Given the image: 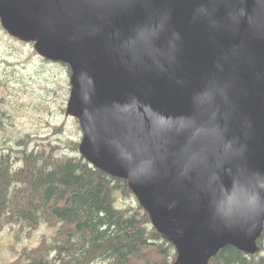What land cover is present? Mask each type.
Masks as SVG:
<instances>
[{
    "label": "water",
    "instance_id": "water-1",
    "mask_svg": "<svg viewBox=\"0 0 264 264\" xmlns=\"http://www.w3.org/2000/svg\"><path fill=\"white\" fill-rule=\"evenodd\" d=\"M4 29L71 70L80 154L124 179L177 252L264 233V0H0Z\"/></svg>",
    "mask_w": 264,
    "mask_h": 264
},
{
    "label": "trees",
    "instance_id": "trees-1",
    "mask_svg": "<svg viewBox=\"0 0 264 264\" xmlns=\"http://www.w3.org/2000/svg\"><path fill=\"white\" fill-rule=\"evenodd\" d=\"M4 144L0 232L8 226L15 236L42 225L53 230L4 264L174 263L175 246L153 226L128 182L88 162L80 154L79 141L62 145L28 134ZM128 199L133 202L125 204ZM209 264H264V256L229 245Z\"/></svg>",
    "mask_w": 264,
    "mask_h": 264
},
{
    "label": "rangeland",
    "instance_id": "rangeland-1",
    "mask_svg": "<svg viewBox=\"0 0 264 264\" xmlns=\"http://www.w3.org/2000/svg\"><path fill=\"white\" fill-rule=\"evenodd\" d=\"M70 75L64 63L40 56L33 42L11 36L0 21V145L14 144L17 138L38 136L66 145L81 141L79 121L66 114L70 98ZM77 120V121H76ZM78 122V123H77ZM80 126V124H79ZM70 151V150H69ZM137 199V198H136ZM133 202L132 199L125 204ZM8 226L0 232V264L16 259L24 247H35L53 233L42 225L31 232ZM264 247V233L261 238ZM264 256V249L258 252Z\"/></svg>",
    "mask_w": 264,
    "mask_h": 264
},
{
    "label": "flooded vegetation",
    "instance_id": "flooded-vegetation-1",
    "mask_svg": "<svg viewBox=\"0 0 264 264\" xmlns=\"http://www.w3.org/2000/svg\"><path fill=\"white\" fill-rule=\"evenodd\" d=\"M261 245H262V244H261ZM261 248H262V250L264 249V247H263V246H262Z\"/></svg>",
    "mask_w": 264,
    "mask_h": 264
}]
</instances>
